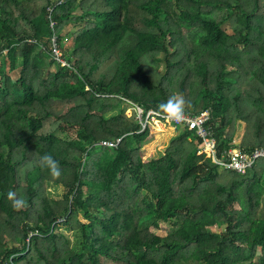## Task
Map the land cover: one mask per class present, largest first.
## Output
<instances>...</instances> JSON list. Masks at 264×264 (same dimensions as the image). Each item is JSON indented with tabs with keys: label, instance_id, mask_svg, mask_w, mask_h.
I'll list each match as a JSON object with an SVG mask.
<instances>
[{
	"label": "trees",
	"instance_id": "1",
	"mask_svg": "<svg viewBox=\"0 0 264 264\" xmlns=\"http://www.w3.org/2000/svg\"><path fill=\"white\" fill-rule=\"evenodd\" d=\"M177 95L210 110L217 157L238 121L264 147V0H0V264H264V157L220 168L183 125L144 156L125 105Z\"/></svg>",
	"mask_w": 264,
	"mask_h": 264
},
{
	"label": "built area",
	"instance_id": "2",
	"mask_svg": "<svg viewBox=\"0 0 264 264\" xmlns=\"http://www.w3.org/2000/svg\"><path fill=\"white\" fill-rule=\"evenodd\" d=\"M50 10V8H48ZM53 20H50V25L53 27ZM52 46L51 53L56 62L61 65L67 64V60L62 56V52L56 44V36L51 37ZM136 110V118L144 128L146 124L153 125V121L165 120L174 126L183 125L194 129L195 134L200 138V144L197 147V152L204 153L205 156L211 157L213 161L219 163L220 168H228L240 173H244L251 167L255 161L264 157V147H256L253 150H243L238 146H233L224 152L222 158L217 157L216 147L217 141L213 134V130L207 121L210 118V110L208 108L199 111L198 113H189L184 111L183 119L176 121L168 117L166 113L148 109L144 112L143 108L137 104L133 105ZM119 139L116 140H100L104 145L116 146Z\"/></svg>",
	"mask_w": 264,
	"mask_h": 264
},
{
	"label": "rangeland",
	"instance_id": "3",
	"mask_svg": "<svg viewBox=\"0 0 264 264\" xmlns=\"http://www.w3.org/2000/svg\"><path fill=\"white\" fill-rule=\"evenodd\" d=\"M52 1H56V0H52ZM69 29H71V27H69ZM71 40L72 39H71L70 32L68 34H65L64 35V38H63V41H62L63 46L64 47H66V46L70 47L71 46ZM14 71L15 72H13V77H15L16 74H17V70H14ZM133 105H135V104H133ZM124 109H125L124 113L127 116H129V117L132 116V113H133L132 111L135 110L134 109V106H132L129 103H127L125 105V108ZM135 117H136V114H135ZM155 122L156 121H153V125L154 126H152L153 129L155 130L153 139H151L150 141L144 143L143 146H142L144 156H147V155H151L153 153H156L157 147L160 146V145H163V144L167 143L169 141V139L176 132V129L174 127H172V124H169L168 121H165V120L159 121L162 124V126H161L162 128L161 129H157L156 128L157 125H155ZM243 134H244V123L242 121H238L237 122V126H236V131H235V134H234V138H233V143L235 145L239 146V144L242 141ZM57 189H58L57 186H54L52 184H49V194H50V196H52V197H58L59 194L57 193Z\"/></svg>",
	"mask_w": 264,
	"mask_h": 264
},
{
	"label": "clouds",
	"instance_id": "4",
	"mask_svg": "<svg viewBox=\"0 0 264 264\" xmlns=\"http://www.w3.org/2000/svg\"><path fill=\"white\" fill-rule=\"evenodd\" d=\"M185 100L180 96H171L165 102L158 105V108L166 113L169 118L180 121L184 116ZM40 167L47 168L50 176L55 179L61 176L59 162L50 154L44 153L40 156ZM14 209H20L26 206V200L18 196L15 191L9 190L6 194Z\"/></svg>",
	"mask_w": 264,
	"mask_h": 264
},
{
	"label": "crops",
	"instance_id": "5",
	"mask_svg": "<svg viewBox=\"0 0 264 264\" xmlns=\"http://www.w3.org/2000/svg\"><path fill=\"white\" fill-rule=\"evenodd\" d=\"M169 124H171V123H169ZM172 127H174V128L176 129V126H173V125H172Z\"/></svg>",
	"mask_w": 264,
	"mask_h": 264
}]
</instances>
